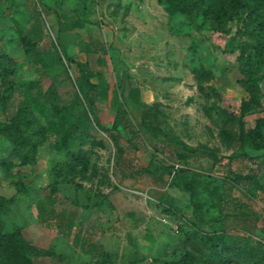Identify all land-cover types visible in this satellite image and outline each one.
Wrapping results in <instances>:
<instances>
[{
	"label": "rangeland",
	"instance_id": "obj_1",
	"mask_svg": "<svg viewBox=\"0 0 264 264\" xmlns=\"http://www.w3.org/2000/svg\"><path fill=\"white\" fill-rule=\"evenodd\" d=\"M199 1L191 20L168 11L167 0H0V61L13 62L0 77V224L5 232L21 229L35 249L32 264H99L109 252L115 264L180 259L197 203L173 180L194 187L208 211L230 213L204 230L264 241L262 222L235 208L243 202L264 216V148L245 149L255 162L239 156L216 113H238L246 97L238 82L245 53L260 61L263 104L245 115L246 128L264 117V6ZM200 4H209L207 11ZM75 62L99 84L93 97L103 125L116 120L120 106L134 122L147 110L163 133L207 146L220 160L199 152L180 158L181 147L157 132L132 143L121 129L118 165L109 133L87 109ZM52 105L74 123L83 160L62 144ZM228 156L232 169L258 174L251 192L228 179Z\"/></svg>",
	"mask_w": 264,
	"mask_h": 264
},
{
	"label": "trees",
	"instance_id": "obj_2",
	"mask_svg": "<svg viewBox=\"0 0 264 264\" xmlns=\"http://www.w3.org/2000/svg\"><path fill=\"white\" fill-rule=\"evenodd\" d=\"M226 1L228 0H225V2ZM229 1L240 3L241 0ZM254 1L264 6V0ZM199 3V0H167L166 8L170 12H179L186 15L189 19L194 20ZM218 4L224 7L223 1L218 0ZM200 6H204V10L207 11L209 4H200L199 7ZM30 47L26 51L28 56L31 55L34 45ZM93 48L105 52V49L99 44H95ZM75 64L79 70V83L82 87V96L87 104V109L90 111L92 120L95 124L103 131L109 133L117 151L116 163H118V165L121 164V158L125 151L119 144L121 129L128 132L132 143L136 138L141 136L143 132H157L181 147L182 151L179 153L180 158H186L191 152H199L200 154L211 156L214 160H220L215 152L207 146L193 148L179 137L163 133L159 126L148 122L147 110H141L139 122H134L128 112L120 106L116 120L110 125H103L99 120L93 97V94L99 90V84L90 80L89 76L81 68L79 62H75ZM239 64L242 77L238 82L245 90L246 97L241 100L238 113L226 109H220L216 113L221 120L222 135L232 134L241 150L238 155L251 158L255 162L256 160L254 158L245 154V149L247 147L257 149L264 148V117L258 118L254 127L251 129L246 128L244 117L247 113L261 109L263 106L258 84L260 61H254L250 55L242 53L239 57ZM12 67V61H0V77L3 78V74H8L6 73L7 70ZM135 93H137L135 88L129 89L131 97H133ZM52 108L54 113L53 116L56 118L53 122L54 128H57L58 132L62 135V144L68 148V151H70L74 158L83 160L86 156L81 143L77 140H72V133L75 127L74 123L65 116V112L61 107L52 105ZM93 140L92 138L90 140L92 144L96 142L97 144L101 143L100 141ZM232 159L231 156H228V179L238 184L246 192H251L254 186L259 183L258 174L252 170L242 173L232 169L230 166ZM178 168L179 166L176 167L174 164V169L177 170ZM144 171L153 173L152 169L149 167H145ZM173 183L190 191L193 200L197 203L195 210L197 222L186 235L182 256L171 264H264L263 240H255L251 234H247L248 232L234 235L222 229H213L211 231L204 230V227L211 222L223 220L225 217L229 216L230 213L208 211L206 204L196 199L197 192L194 187L187 183H181L178 180H173ZM235 208L240 210L241 215L252 221L253 224H257L261 221L262 225L259 228L264 232V216L250 209L249 206L243 202L236 204ZM177 227L178 231L181 232V223L178 224ZM34 253V247L26 243L21 229L18 228L13 231L5 232L0 224V264H32V255ZM106 257L107 261L100 262L99 264H115V260L117 259L116 253H106Z\"/></svg>",
	"mask_w": 264,
	"mask_h": 264
},
{
	"label": "water",
	"instance_id": "obj_3",
	"mask_svg": "<svg viewBox=\"0 0 264 264\" xmlns=\"http://www.w3.org/2000/svg\"><path fill=\"white\" fill-rule=\"evenodd\" d=\"M146 261H147V263L149 264L150 259H147Z\"/></svg>",
	"mask_w": 264,
	"mask_h": 264
},
{
	"label": "built area",
	"instance_id": "obj_4",
	"mask_svg": "<svg viewBox=\"0 0 264 264\" xmlns=\"http://www.w3.org/2000/svg\"><path fill=\"white\" fill-rule=\"evenodd\" d=\"M175 166L177 167V166H179V164H175Z\"/></svg>",
	"mask_w": 264,
	"mask_h": 264
}]
</instances>
